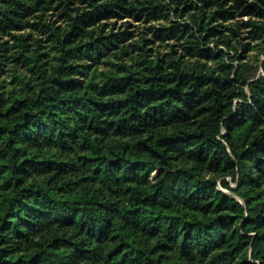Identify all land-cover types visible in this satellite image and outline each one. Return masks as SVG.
<instances>
[{
  "label": "trees",
  "instance_id": "obj_1",
  "mask_svg": "<svg viewBox=\"0 0 264 264\" xmlns=\"http://www.w3.org/2000/svg\"><path fill=\"white\" fill-rule=\"evenodd\" d=\"M0 264H264V0H0Z\"/></svg>",
  "mask_w": 264,
  "mask_h": 264
}]
</instances>
